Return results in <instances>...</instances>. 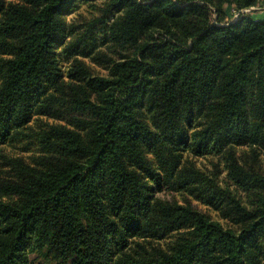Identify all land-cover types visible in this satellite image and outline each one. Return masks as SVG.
Wrapping results in <instances>:
<instances>
[{"label":"trees","instance_id":"obj_1","mask_svg":"<svg viewBox=\"0 0 264 264\" xmlns=\"http://www.w3.org/2000/svg\"><path fill=\"white\" fill-rule=\"evenodd\" d=\"M259 1L0 0V264H264Z\"/></svg>","mask_w":264,"mask_h":264},{"label":"rangeland","instance_id":"obj_2","mask_svg":"<svg viewBox=\"0 0 264 264\" xmlns=\"http://www.w3.org/2000/svg\"><path fill=\"white\" fill-rule=\"evenodd\" d=\"M91 12H92V9L90 7H88V5H81L77 10H72L70 13L68 12L66 14V17L68 20H71L73 23H76L77 25L82 26L84 19L87 21L88 19L92 18ZM226 12H227V19H229L231 22L237 18V16H236L237 12H235L232 7L227 6ZM94 15H97V13H95ZM252 15L256 16L257 18H260V17L263 18L264 17V0L259 1L257 7H255L253 9ZM101 48H102V50L106 51L108 56H112L114 58H118L120 55L125 53V50H123L120 47H113V46L108 47L106 45V46L101 47ZM92 57L84 58L85 63L90 66V68L94 74L105 75L106 70L104 69L103 65L98 64L95 61H93L91 59ZM70 61H71V59H70ZM65 62H66V60L64 61V63ZM32 148L35 149V146ZM3 151L5 153H7L8 155H11V156H21V155L26 156V155L32 154L31 151H30V153H29V151L28 152L23 151L21 144L16 145V147L11 146V145H7L4 147ZM238 151H239V154H242L244 149L241 148ZM213 162H217V159L212 157V156H209L206 158H199L196 160L197 165L200 166L201 168H203L204 170H213V167H212ZM258 162L261 166V169L264 170V150L261 151ZM220 167H222L221 162H220ZM221 177L224 178L223 174L221 175ZM161 196L165 199H171L173 197L170 194H163V195L161 194ZM176 197H178V199H180V196H176ZM192 204L198 210L208 214L211 218H213L215 220H220V218L213 211L207 209L206 207H204V206H202L196 202H192ZM30 259H31V264H51L50 261L48 259H46L45 256L42 254H37V253L30 254Z\"/></svg>","mask_w":264,"mask_h":264},{"label":"built area","instance_id":"obj_3","mask_svg":"<svg viewBox=\"0 0 264 264\" xmlns=\"http://www.w3.org/2000/svg\"><path fill=\"white\" fill-rule=\"evenodd\" d=\"M253 9L254 8L241 10V11L237 12L236 16L238 17L239 14L250 13Z\"/></svg>","mask_w":264,"mask_h":264}]
</instances>
